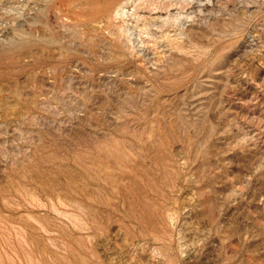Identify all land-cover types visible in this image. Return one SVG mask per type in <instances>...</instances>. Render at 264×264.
<instances>
[{"label": "rangeland", "instance_id": "1", "mask_svg": "<svg viewBox=\"0 0 264 264\" xmlns=\"http://www.w3.org/2000/svg\"><path fill=\"white\" fill-rule=\"evenodd\" d=\"M0 264H264V0H0Z\"/></svg>", "mask_w": 264, "mask_h": 264}]
</instances>
